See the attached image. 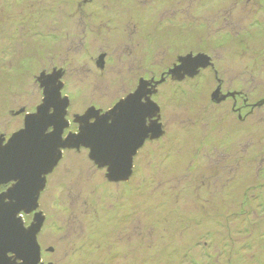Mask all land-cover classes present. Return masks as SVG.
<instances>
[{"label": "rangeland", "instance_id": "rangeland-1", "mask_svg": "<svg viewBox=\"0 0 264 264\" xmlns=\"http://www.w3.org/2000/svg\"><path fill=\"white\" fill-rule=\"evenodd\" d=\"M191 54L213 67L157 86L165 134L129 181L65 150L39 200L45 264H264V0H0L6 142L42 104L43 74L63 75L67 136Z\"/></svg>", "mask_w": 264, "mask_h": 264}, {"label": "water", "instance_id": "water-1", "mask_svg": "<svg viewBox=\"0 0 264 264\" xmlns=\"http://www.w3.org/2000/svg\"><path fill=\"white\" fill-rule=\"evenodd\" d=\"M106 56H102L99 61V66L104 68V61ZM189 62L193 70L191 72L181 71L184 68L185 62ZM209 67H213L212 59L206 54H200L197 56L188 55L181 57L179 59V65H176L169 73L173 79L178 81H184L186 78H194L200 74V72ZM63 75L60 72L54 71L51 75L43 74L41 75L39 81L40 85L44 91V99L42 104L37 108L35 113L27 114L25 117L24 128L20 131L13 134V136L5 142V139L0 140V172L5 168L11 169L14 166H17L20 163V156L18 153L14 152L18 146H22L28 138L29 133L32 131L34 126V116L38 115L40 112L43 114L46 109L45 105L48 103V88L47 84L50 80H54L61 87V99L65 102L63 105L64 112V130L61 137L62 146L55 154L54 158L50 160L45 166L41 169L40 174L35 179V183L31 187L30 194V210L25 208H20L19 211H16L17 203L13 198L15 197L16 190H12L16 186V181H8L4 183L5 180L0 178V186L7 185L11 182L14 185L9 188L6 192L0 195V264H44L42 261V247L39 243V235L43 230L45 223V216L43 212L39 211V200L42 192L47 186L48 176L54 172L58 167L60 162L64 157L65 150H81L82 148L89 150V159L95 163L100 169L107 170V179L110 182H127L131 179L134 173V159L138 154V151L145 145L147 140H158L164 134L163 124L161 122V108L157 102L152 99V96L157 91L151 89V82L147 80H141L138 89L130 95H135L140 93L141 100L145 99V102H150L152 105V116L150 117L149 126L152 127V132H149L143 139L139 142V146L136 149L135 155L132 157L130 163L127 166L126 172L122 175H115L112 173V170L103 164H99L100 161L97 157V152L91 146V143L87 138H77L81 135V130L84 125L87 123L91 124L98 120H103L111 118L116 108L122 103L125 99L119 101L111 110L103 112V110L97 109L96 107L89 108L83 115H76L74 117V123L79 125V130L76 133L70 132L65 136V132L70 128L71 122L68 117V109L70 107V99L67 96H63L64 83L61 82ZM163 83V80L155 84V88ZM129 95V96H130ZM227 96H221L220 90L216 92L213 96V101L220 103L225 101ZM49 112L52 115H55L54 109H49ZM29 130V132H25ZM10 145V146H9ZM9 146V147H8ZM8 147V148H7ZM7 153V155H5ZM12 191V192H11ZM11 192V193H10ZM10 193V194H9ZM34 213L33 223L27 227L23 220V214L31 215ZM23 234H27L26 240L22 239ZM54 250H50L53 252ZM9 254H13L14 260L9 257Z\"/></svg>", "mask_w": 264, "mask_h": 264}, {"label": "snow or ice", "instance_id": "snow-or-ice-1", "mask_svg": "<svg viewBox=\"0 0 264 264\" xmlns=\"http://www.w3.org/2000/svg\"><path fill=\"white\" fill-rule=\"evenodd\" d=\"M192 70V65L187 61L181 69L186 72ZM47 88L48 103L44 107L46 111L34 116V126L27 141L14 149L20 156V163L0 172V178L5 180L4 183L16 181V186L12 189L16 190L15 197L10 196L18 205L16 211L20 208L30 210L28 206L31 187L41 169L54 158L62 146L65 102L61 99V87L56 81L50 80ZM49 109H54L56 114L52 115ZM115 110L111 112L113 113L111 118L84 125L81 135L77 138H87L91 147L96 150L102 167L107 166L113 174L122 175L135 155L139 142L152 132L153 128L149 126L152 105L150 102H142L140 93H137L128 96ZM26 237L27 234H23L22 239L26 240Z\"/></svg>", "mask_w": 264, "mask_h": 264}, {"label": "flooded vegetation", "instance_id": "flooded-vegetation-1", "mask_svg": "<svg viewBox=\"0 0 264 264\" xmlns=\"http://www.w3.org/2000/svg\"><path fill=\"white\" fill-rule=\"evenodd\" d=\"M102 56H106V55H102ZM102 56H101V57H102ZM101 57H100V58H101ZM105 58H106V57H105ZM180 58H181V57H180ZM180 58H179V59H180ZM104 62H105V61H104ZM104 64H106V62H105ZM176 65H179V62H178V64H176ZM176 65H175V66H176ZM98 66H99V64H98ZM99 67H100V66H99ZM104 67H105V66H104ZM171 70H172V69H171ZM171 70H170V71H171ZM170 71H169V73H170ZM169 73H166L165 75L162 76V79H161V80H163V83H164L165 81H167V78L172 77V75L170 76ZM46 75H51V74H46ZM172 78H173V77H172ZM186 79H187V78H186ZM143 80H145V79H143ZM161 80H160V81H161ZM140 82H141V81H140ZM149 82H151V89H153V91L155 92V91H156V88H157V87L155 88V84H156L158 81L153 80V81H149ZM161 84H162V83H161ZM139 85H140V84H139ZM159 85H160V84H159ZM40 86H41V85H40ZM138 87H139V86H138ZM137 89H138V88H137ZM137 89H136V90H137ZM136 90H135V91H136ZM135 91H131V92H129L128 95H127L125 98H127L130 94H133ZM62 93H63V91H62ZM125 98H123V99H125ZM152 99H153V96H152ZM121 100H122V99H121ZM121 100H120V101H121ZM143 102H145V99H143ZM114 106H115V105H114ZM114 106H113V107H114ZM113 107H112V108H113ZM112 108H111V109H112ZM111 109H109V110H111ZM109 110H108V111H109ZM103 112H104V111H103ZM106 112H107V111H106ZM71 124H72V123H71ZM74 124H75V123H74ZM75 125L78 126L77 131H76V132H78V130H79V125H78V124H75ZM76 132H73V133H76ZM2 138H4V139H5V142H6V138H5L4 136H2V137H0V140H1ZM151 141H152V140H147V142H151ZM7 142H8V141H7ZM147 142H146V143H147ZM146 143H145V145H146ZM145 145H144V146H145ZM144 146H143V147H144ZM143 147H142V148H143ZM142 148H141V149H142ZM141 149H140V150H141ZM140 150H139V151H140ZM139 151H138V153H139ZM13 185H14V183L11 182V183H9V184H7V185H2V186H0V195H1L2 193L6 192V191H7L9 188H11ZM42 254H43V252H42ZM9 257H10L12 260H14V257H15V256H14L13 254H9ZM42 261H43V258H42ZM43 263H44V262H43ZM44 264H45V263H44Z\"/></svg>", "mask_w": 264, "mask_h": 264}]
</instances>
